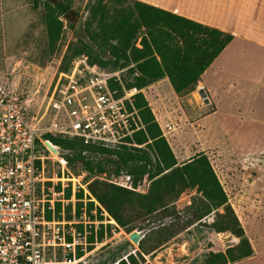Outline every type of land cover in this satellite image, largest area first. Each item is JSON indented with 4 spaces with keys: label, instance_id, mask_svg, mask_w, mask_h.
<instances>
[{
    "label": "rangeland",
    "instance_id": "1",
    "mask_svg": "<svg viewBox=\"0 0 264 264\" xmlns=\"http://www.w3.org/2000/svg\"><path fill=\"white\" fill-rule=\"evenodd\" d=\"M128 1L130 4L134 0ZM239 1L232 0V18L224 26L233 36L231 43L196 85L177 94L168 79L163 78L140 92L178 164L199 153L208 157L253 250L251 257L233 264H264V0H256L252 28L248 27L249 16L241 24L234 19ZM106 3L109 14L126 7L105 0L103 4ZM93 5L94 0H70L69 10L75 13L76 22L56 15L60 27L57 38L52 40L47 33L42 0H0V91L28 100L30 114L42 119V129L54 120L59 121L51 99L54 94L57 98V91L75 62L85 59L112 74V85L120 91L125 90V82L132 77V64L113 65L108 46L88 39V32H98L97 21L91 17ZM244 11L250 15L248 8ZM78 21L80 32L76 33ZM81 42L89 45V54H77L82 50ZM139 42L140 38L135 44L137 48ZM125 91L131 92V97L138 93L135 88ZM48 134L41 135L42 140ZM67 154L64 150L58 156L46 154L45 162L50 185H54L56 192L64 189L63 201L55 206V219L66 223L67 232L79 234L81 245L74 250L66 248L67 262L77 264L74 262L82 259L79 264H201L209 253L225 252L238 244L239 239L229 232L216 233L209 228L213 220L210 216L150 254H142L138 245L128 239L129 233L108 218L90 195L88 185L95 180L125 182L129 177L135 189L131 191L145 194L150 182L148 175L134 186L132 176L118 171L106 155L91 156L90 171L81 161L66 160ZM153 170L152 166L150 175ZM196 196L195 189L184 191L176 200L175 209L184 211ZM135 224L144 225L143 218L136 219ZM133 231L141 232L142 238L148 234L147 229ZM66 239L71 241V235ZM145 247H152L150 240ZM63 257L64 252L58 249L56 258Z\"/></svg>",
    "mask_w": 264,
    "mask_h": 264
},
{
    "label": "trees",
    "instance_id": "2",
    "mask_svg": "<svg viewBox=\"0 0 264 264\" xmlns=\"http://www.w3.org/2000/svg\"><path fill=\"white\" fill-rule=\"evenodd\" d=\"M104 1L94 0L91 17L97 21L98 32H88V39L94 44L102 42L103 46H108L114 58L113 65L121 62L125 67L133 65L130 70L132 77L125 82V90L135 88L138 91L131 101L144 130L135 133L134 143L143 145V148L84 145L67 135L48 134L43 139L67 151L66 160L81 161L90 171L88 159L100 154L110 157L109 162L118 171L132 176L134 186L140 185L148 175L150 182L145 194L98 180L88 185L90 195L118 227L127 233L136 228L148 230V234L138 244L142 254H150L187 228L212 216L209 228L216 233L229 232L239 242L225 252L209 253L201 264H233L251 257L252 247L208 157L199 153L178 164L140 92L163 78L168 79L177 94L192 88L214 59L231 43L233 36L135 0L130 4L128 0H107L108 3L126 5L114 14H109ZM42 2L46 11L47 33L55 40L60 27L56 15H64L69 11L70 0ZM138 38L140 48L135 45ZM81 46L82 50L77 54H89V45L81 42ZM46 154L49 152L46 151ZM152 166L154 170L150 175ZM193 189L198 196L192 199L184 211H177L174 205L176 200L184 191ZM67 194L69 196V190ZM89 203L92 207V202ZM101 208H98V213H101ZM141 218L144 225H136L135 220ZM98 239H103V235L100 234ZM148 240L152 243L150 249L145 247Z\"/></svg>",
    "mask_w": 264,
    "mask_h": 264
},
{
    "label": "built area",
    "instance_id": "3",
    "mask_svg": "<svg viewBox=\"0 0 264 264\" xmlns=\"http://www.w3.org/2000/svg\"><path fill=\"white\" fill-rule=\"evenodd\" d=\"M113 77L85 59L75 62L57 98L54 94L51 99L59 121L46 129L40 128L42 119L30 114L28 100L0 91V264H71L65 251L81 245L79 234L67 232L66 223L55 219L64 189L56 192L45 176L46 151L52 153L41 135H67L84 145L133 147L135 133L144 126L131 92L114 87ZM126 179L112 184L135 190ZM58 249L64 252L62 259L56 258Z\"/></svg>",
    "mask_w": 264,
    "mask_h": 264
},
{
    "label": "crops",
    "instance_id": "4",
    "mask_svg": "<svg viewBox=\"0 0 264 264\" xmlns=\"http://www.w3.org/2000/svg\"><path fill=\"white\" fill-rule=\"evenodd\" d=\"M148 4L153 7L165 10L177 16L195 21L226 32L224 27L226 21L232 18V0H135ZM246 0H240L236 14L233 15L235 21L240 22L249 16L248 27L252 28L254 24L255 4L256 0H250L246 5ZM248 8L249 13H244V9Z\"/></svg>",
    "mask_w": 264,
    "mask_h": 264
},
{
    "label": "water",
    "instance_id": "5",
    "mask_svg": "<svg viewBox=\"0 0 264 264\" xmlns=\"http://www.w3.org/2000/svg\"><path fill=\"white\" fill-rule=\"evenodd\" d=\"M63 17H64V19H66L70 22H76V15L72 10H69L68 12H66L63 15ZM79 27H80V22L78 21L77 25H76V29H75L76 33L80 32ZM45 145L50 150L51 153H54L57 156L61 154V149L58 148L57 146L53 145L51 142L46 141ZM127 237L134 245H138L140 240L142 239V233L138 232V231H133V232L129 233Z\"/></svg>",
    "mask_w": 264,
    "mask_h": 264
}]
</instances>
